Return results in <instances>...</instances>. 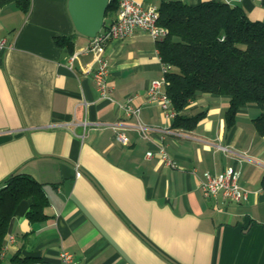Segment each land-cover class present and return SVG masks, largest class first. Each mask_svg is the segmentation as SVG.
Wrapping results in <instances>:
<instances>
[{
    "label": "crops",
    "instance_id": "0c3cea01",
    "mask_svg": "<svg viewBox=\"0 0 264 264\" xmlns=\"http://www.w3.org/2000/svg\"><path fill=\"white\" fill-rule=\"evenodd\" d=\"M139 1H220L264 22L262 0ZM68 6L32 0L26 14L15 3L0 5V40L9 45L0 52V187L14 173L30 175L50 202L49 219L38 223L27 218L30 200L19 205L1 264L18 253L30 264H61L63 249L80 264H264V135L254 122L264 108L240 107L229 127L230 99L199 94L184 111L204 113L197 127H173L161 102L148 97L165 66L142 30L105 46L102 98L92 77L96 55L86 51L91 39L78 33ZM58 36L72 37V52L56 44ZM129 97L138 116L126 115ZM227 168L240 172L247 200L202 194L204 174Z\"/></svg>",
    "mask_w": 264,
    "mask_h": 264
},
{
    "label": "trees",
    "instance_id": "16d2710c",
    "mask_svg": "<svg viewBox=\"0 0 264 264\" xmlns=\"http://www.w3.org/2000/svg\"><path fill=\"white\" fill-rule=\"evenodd\" d=\"M119 0H111L105 26L119 10ZM15 3L28 13L32 0H0V5ZM264 6V0H262ZM159 24L169 34L157 41L166 92L176 112L172 126L194 130L204 113L187 116L185 109L199 94L226 96L230 106L228 126L235 122L240 107L258 104L264 108V22L253 21L240 6L220 1L190 5L182 1H162ZM59 47L74 49L72 37L58 36ZM255 127L264 135V114L255 119ZM264 188V177L262 179ZM31 201L27 218L32 223L49 219L45 209L49 199L44 185L30 175L14 173L0 187V264L6 238L12 230L16 211L23 201ZM12 264H30V258L16 254Z\"/></svg>",
    "mask_w": 264,
    "mask_h": 264
},
{
    "label": "built area",
    "instance_id": "2783aa9c",
    "mask_svg": "<svg viewBox=\"0 0 264 264\" xmlns=\"http://www.w3.org/2000/svg\"><path fill=\"white\" fill-rule=\"evenodd\" d=\"M118 4L119 10L115 19L107 26H104L95 38L91 39L86 50L96 55L97 66L92 72V77L102 98H108L106 77L109 72V65L105 58L102 57L108 42L114 39L123 40L134 34L136 30H142L148 33L155 41L163 40L169 34L168 29L159 24L160 12L158 6L145 4L139 0H119ZM8 47L9 45L6 39L0 40V52ZM75 56L77 54H74L73 59ZM164 66L166 72L167 65L164 64ZM90 72L91 70L88 69L86 73ZM164 87H166L165 77L162 80L152 82L148 90V97L151 101L161 102L164 111L173 120L176 112ZM132 101L133 98L129 97L123 103V108L128 117H135L140 113V108L133 106ZM117 139L123 144H127L128 142V138L123 132H117ZM153 155L152 152H149L147 157L152 158ZM159 155L168 167H177L175 161L168 155L164 148L160 149ZM77 175L79 176L80 173ZM239 179L240 172L233 168H227L218 175L206 172L204 179L200 181V189L206 198L221 195L226 200L241 203L248 199V191L240 185ZM9 238L10 240L13 239L12 236ZM6 248L7 246L5 245L2 258ZM60 262L61 264H80L76 256L66 249H63L60 253Z\"/></svg>",
    "mask_w": 264,
    "mask_h": 264
},
{
    "label": "water",
    "instance_id": "95a60500",
    "mask_svg": "<svg viewBox=\"0 0 264 264\" xmlns=\"http://www.w3.org/2000/svg\"><path fill=\"white\" fill-rule=\"evenodd\" d=\"M111 0H69V12L76 30L90 39L105 26V17Z\"/></svg>",
    "mask_w": 264,
    "mask_h": 264
}]
</instances>
